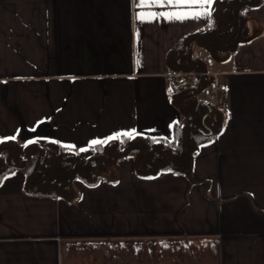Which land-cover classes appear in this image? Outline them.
I'll return each mask as SVG.
<instances>
[{
    "label": "crops",
    "instance_id": "obj_1",
    "mask_svg": "<svg viewBox=\"0 0 264 264\" xmlns=\"http://www.w3.org/2000/svg\"><path fill=\"white\" fill-rule=\"evenodd\" d=\"M216 3L0 0V140L15 137L19 158L33 142L86 154L110 137L172 140L173 50ZM245 14L239 43L205 54L228 92L190 171L114 154L96 181L43 194L15 169L0 177V264H157L153 245L159 264H264V0Z\"/></svg>",
    "mask_w": 264,
    "mask_h": 264
},
{
    "label": "trees",
    "instance_id": "obj_2",
    "mask_svg": "<svg viewBox=\"0 0 264 264\" xmlns=\"http://www.w3.org/2000/svg\"><path fill=\"white\" fill-rule=\"evenodd\" d=\"M258 0H217L211 21L200 31L198 39L193 36L183 39L175 46L173 53L178 54L174 71H199L201 65L192 53L199 49L205 52H219L233 48L244 36L246 30L245 11ZM190 63V65H189ZM203 82L198 86L175 84L177 104L183 120L175 125L172 140L156 141L143 136H120L106 139L92 146L91 153L73 150L56 143H29L21 146L23 154L17 156L19 149L11 140H0V177L17 169L23 172L33 192L53 194L57 188H67L76 179L94 182L99 157L110 160L113 155L139 156V171L156 173L160 170H174L188 173L191 168V147L194 138L204 137L208 119L202 122L207 112V104L198 100ZM208 130V129H207ZM18 148V149H17Z\"/></svg>",
    "mask_w": 264,
    "mask_h": 264
},
{
    "label": "built area",
    "instance_id": "obj_3",
    "mask_svg": "<svg viewBox=\"0 0 264 264\" xmlns=\"http://www.w3.org/2000/svg\"><path fill=\"white\" fill-rule=\"evenodd\" d=\"M197 61L201 65L199 71L179 72L178 76L183 77L179 84H189L191 86H198L201 81H205L200 89L201 99L204 104L220 105L222 104V95L228 92V87L225 83L219 82L217 79L210 80V72L207 69V58L201 50L198 51Z\"/></svg>",
    "mask_w": 264,
    "mask_h": 264
},
{
    "label": "snow or ice",
    "instance_id": "obj_4",
    "mask_svg": "<svg viewBox=\"0 0 264 264\" xmlns=\"http://www.w3.org/2000/svg\"><path fill=\"white\" fill-rule=\"evenodd\" d=\"M213 0H140L141 4H158V3H168V4H176V5H183V4H212ZM139 15V14H138ZM155 15V14H149ZM171 15L177 16V18H181L182 16H186L187 14H178L172 13ZM9 139H15V137H11ZM111 139V137L109 138ZM92 143H98V141H93ZM83 151V149H82Z\"/></svg>",
    "mask_w": 264,
    "mask_h": 264
},
{
    "label": "rangeland",
    "instance_id": "obj_5",
    "mask_svg": "<svg viewBox=\"0 0 264 264\" xmlns=\"http://www.w3.org/2000/svg\"><path fill=\"white\" fill-rule=\"evenodd\" d=\"M202 51V53L205 55L206 54V52L204 51V50H201ZM197 56H198V54L194 51L193 53H192V57H193V60H194V58L196 57L197 58ZM189 65H190V63H189ZM152 251H153V256H154V258L156 259V262H157V264H159V259H160V250H159V248L157 247V246H152ZM165 253V252H164Z\"/></svg>",
    "mask_w": 264,
    "mask_h": 264
},
{
    "label": "water",
    "instance_id": "obj_6",
    "mask_svg": "<svg viewBox=\"0 0 264 264\" xmlns=\"http://www.w3.org/2000/svg\"><path fill=\"white\" fill-rule=\"evenodd\" d=\"M206 106H207V112L202 117V122H204V124H205V119L208 117V115L214 111V108L212 105L207 104ZM206 128L208 129V133H211L209 127H206Z\"/></svg>",
    "mask_w": 264,
    "mask_h": 264
}]
</instances>
